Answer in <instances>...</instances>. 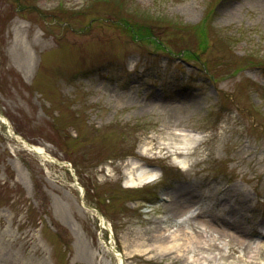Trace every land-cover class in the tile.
<instances>
[{"label": "rangeland", "instance_id": "rangeland-1", "mask_svg": "<svg viewBox=\"0 0 264 264\" xmlns=\"http://www.w3.org/2000/svg\"><path fill=\"white\" fill-rule=\"evenodd\" d=\"M0 114V264H264V0H0Z\"/></svg>", "mask_w": 264, "mask_h": 264}, {"label": "bare ground", "instance_id": "bare-ground-1", "mask_svg": "<svg viewBox=\"0 0 264 264\" xmlns=\"http://www.w3.org/2000/svg\"><path fill=\"white\" fill-rule=\"evenodd\" d=\"M189 139L190 138H184V144L185 145L189 144ZM193 140L194 139L191 138L192 142H193ZM35 149L37 151L44 153L43 148L40 146H35ZM126 173H127V178L125 180V184H126V186H129V187H140V186L145 185L147 183L153 182L157 179V172L154 169L145 168L137 160H131L130 161V167L126 170ZM188 206H190V204L187 203V201H184L183 199H181L179 197H176V201L173 204V208L175 209V211L177 213H179L181 211V209H183L184 207H185V209L188 208ZM184 210H182V211H184ZM182 211H181V213H182ZM181 231L182 230L180 229L179 230L180 233L178 235L177 234L167 235L166 234L167 232L157 233L155 235V238L153 239V241L155 240L154 242H156V245L159 248L164 249L165 252L170 251L172 253H174V252L177 253V251L180 249L179 248L180 247V241L185 239V238H182V236H184V233ZM194 238H195V242L198 243L199 245L204 244V242H206L207 246H210L208 248V250L209 249L211 250L212 247L214 246V245H211V243L208 244V241L203 240L201 235H198V236L196 235V236H194ZM189 239H191V237ZM200 247H202V246H200ZM184 251L190 252L191 250H189V247H187L184 249ZM193 261L197 264H202L200 257H198L197 259H195Z\"/></svg>", "mask_w": 264, "mask_h": 264}, {"label": "trees", "instance_id": "trees-1", "mask_svg": "<svg viewBox=\"0 0 264 264\" xmlns=\"http://www.w3.org/2000/svg\"><path fill=\"white\" fill-rule=\"evenodd\" d=\"M134 23H131V24H128L126 22V25H129V28L132 26L134 28V30H132V33H134V36L137 37V39H142L143 37H149V38H152V40L157 44L159 45V41L160 40H155L153 38V35H151L150 33L148 34L144 32L143 28L139 27L138 25H133ZM146 27V26H145ZM148 28V27H147ZM148 34V36H147ZM146 39V38H145Z\"/></svg>", "mask_w": 264, "mask_h": 264}]
</instances>
